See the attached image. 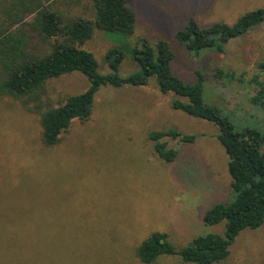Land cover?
Listing matches in <instances>:
<instances>
[{
	"label": "rangeland",
	"instance_id": "1",
	"mask_svg": "<svg viewBox=\"0 0 264 264\" xmlns=\"http://www.w3.org/2000/svg\"><path fill=\"white\" fill-rule=\"evenodd\" d=\"M129 7L136 17L134 35L96 31L83 47L100 73L110 72L104 62L110 49L124 53L119 67L124 77L139 72L130 52L141 40L152 47L164 41L174 55L172 74L195 83L200 72L204 101L234 131L264 130V110L248 102L253 93L214 78L217 69L248 78L256 73L264 62V23L230 41L223 54L195 56L174 38L190 19L202 27L233 26L264 8V0H132ZM71 9V16L85 13L82 6ZM154 82L103 87L91 118L73 121L62 142L48 149L40 141L38 117L0 97V264H140L135 248L152 232L166 233L176 250L195 237L223 234L224 223H203L208 209L231 196L218 128L173 110L175 96L161 94ZM88 87L82 74L65 75L47 82L43 100L57 107ZM168 129L196 137L189 144L165 139L178 151L170 163L148 140L149 133ZM156 264L183 263L165 256ZM221 264H264V225L240 233Z\"/></svg>",
	"mask_w": 264,
	"mask_h": 264
},
{
	"label": "trees",
	"instance_id": "2",
	"mask_svg": "<svg viewBox=\"0 0 264 264\" xmlns=\"http://www.w3.org/2000/svg\"><path fill=\"white\" fill-rule=\"evenodd\" d=\"M86 2V4L84 3ZM132 0H4L0 1V97L18 102L27 112L38 117L41 144L45 148L59 145L73 121H88L95 98L103 87L122 89L146 87L150 79L163 95L172 93L171 108L187 116L205 120L218 128L217 140L227 156L231 196L216 203L203 216L206 226L224 223L223 234L195 237L176 250L166 233L152 232L135 248L140 264H156L162 257H178L183 264H221L240 233L258 230L264 225V130L234 131L230 120L215 105L203 99L205 80L196 72L195 83H185L174 76L171 63L174 55L169 45L158 41L152 47L141 40L130 56L139 72L119 74L124 53L119 48L107 51L104 62L110 72L98 71L92 53L83 47L96 31L105 35H134L136 17L130 9ZM82 6L85 13L70 15L71 8ZM68 11V12H67ZM264 23V8L244 14L233 26L213 24L199 26L190 19L174 38L186 51L198 56L204 51L223 54L232 40L251 32ZM80 73L89 87L80 94L66 97L54 107L45 102L48 81L72 73ZM215 81L236 84L253 93L248 97L251 107L264 110V62L256 73L217 69ZM165 139L193 143L194 135L168 129L149 133L155 154L163 161L173 162L178 154Z\"/></svg>",
	"mask_w": 264,
	"mask_h": 264
},
{
	"label": "bare ground",
	"instance_id": "3",
	"mask_svg": "<svg viewBox=\"0 0 264 264\" xmlns=\"http://www.w3.org/2000/svg\"><path fill=\"white\" fill-rule=\"evenodd\" d=\"M153 207V206H152Z\"/></svg>",
	"mask_w": 264,
	"mask_h": 264
}]
</instances>
